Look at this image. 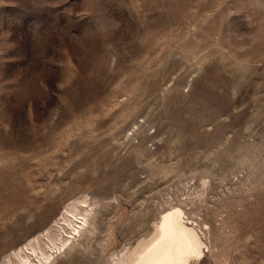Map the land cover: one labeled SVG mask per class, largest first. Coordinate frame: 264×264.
Returning <instances> with one entry per match:
<instances>
[{
	"label": "rangeland",
	"instance_id": "obj_1",
	"mask_svg": "<svg viewBox=\"0 0 264 264\" xmlns=\"http://www.w3.org/2000/svg\"><path fill=\"white\" fill-rule=\"evenodd\" d=\"M178 207L193 264H264V0H0V264H117Z\"/></svg>",
	"mask_w": 264,
	"mask_h": 264
},
{
	"label": "bare ground",
	"instance_id": "obj_2",
	"mask_svg": "<svg viewBox=\"0 0 264 264\" xmlns=\"http://www.w3.org/2000/svg\"><path fill=\"white\" fill-rule=\"evenodd\" d=\"M202 253L201 238L184 222L178 207L166 211L152 237L139 240L117 264H193Z\"/></svg>",
	"mask_w": 264,
	"mask_h": 264
}]
</instances>
